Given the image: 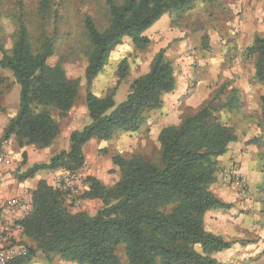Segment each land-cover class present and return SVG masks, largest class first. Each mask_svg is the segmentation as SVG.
Masks as SVG:
<instances>
[{"label": "trees", "instance_id": "1", "mask_svg": "<svg viewBox=\"0 0 264 264\" xmlns=\"http://www.w3.org/2000/svg\"><path fill=\"white\" fill-rule=\"evenodd\" d=\"M199 1L207 0H103L107 12L104 28L85 17L83 80L89 123L70 134L67 151L30 166L17 179L25 181L39 171L76 174L85 165L83 148L90 140L108 142L119 134L136 132L148 113L160 110L177 82L165 48L154 55L148 72L131 82L121 103L114 102V93L127 75L126 60L120 62L116 84L107 94L96 96L90 88L118 45L130 41L139 50L148 48L147 29L165 14L179 21ZM49 2L42 0V15ZM0 53V68L9 71L19 86L18 109L4 128L0 145L14 138L20 148L50 147L60 135L53 114L58 119L68 115L79 95L80 80L70 78L61 62L48 63L56 53L54 40L41 35L34 48L22 21L9 50L0 39ZM244 54L246 61L253 60L251 83L264 84V34L255 35ZM240 93L225 82L178 125L162 128L156 161L137 155L113 156L119 176L112 186L85 177L82 199L101 203L94 215L71 211L60 192L40 181L24 221L29 254L10 264H30L37 252L47 259L57 257L76 264H219L214 256L229 250L232 242L206 231L204 218L209 211L229 208L211 187L234 163L227 168L220 163L238 139L220 113L242 107ZM222 94L224 100L219 99ZM4 112L0 104V114ZM260 120L264 126V96L260 97ZM22 155L25 159V153ZM120 247L124 262L118 256Z\"/></svg>", "mask_w": 264, "mask_h": 264}, {"label": "rangeland", "instance_id": "2", "mask_svg": "<svg viewBox=\"0 0 264 264\" xmlns=\"http://www.w3.org/2000/svg\"><path fill=\"white\" fill-rule=\"evenodd\" d=\"M253 1V0H248ZM257 8L264 11V0H256ZM42 0H0V39L3 47L9 50L12 46L15 31L19 21L24 22L33 47H37L41 35L50 37L56 45L55 56L49 59L48 63L54 65L61 62L66 74L72 79L80 80L79 95L74 104L77 103L78 110L85 101V82L84 71L86 67V59L83 57L85 48V31L84 19L90 17L93 19L98 28H104L107 21V12L103 0H51L46 12L41 14ZM222 0L199 1L195 4L193 10L182 15L177 21L172 14L163 15L144 35L150 39V46L144 50H139L130 41H124L118 45L110 54L103 70L94 79L90 91L96 96H103L115 86L117 81L118 66L122 60L127 62V75L123 79L114 93V102L116 104L124 101L131 82L149 70L152 58L159 51V42L163 43L164 38L160 34L166 32H180L182 38L171 39L166 49V56L173 64L183 66L188 60L187 56H192L188 68H191V74L199 77L198 81L203 82L205 75L203 73L208 63L202 54V51L211 49L209 53L213 57L209 60L218 61L221 59V49L225 46V50L231 51V60H234L233 53L238 55L235 48L237 34L234 29L226 30L229 25L226 14L222 13ZM166 26L160 32L153 33L158 29L160 23ZM252 30L254 25L250 23ZM236 29V28H235ZM264 30V18H263ZM255 32V35H262L264 31ZM206 37V38H204ZM253 38V36H251ZM159 41V42H158ZM250 41V37L249 40ZM165 44V42L163 43ZM213 44V47H211ZM167 45V44H166ZM243 50V48H241ZM197 53L194 56L193 53ZM214 52V54H213ZM202 58H201V57ZM1 58V53H0ZM228 60V59H227ZM215 63L210 66L208 71L218 69L221 73L222 80L224 69L233 68L228 61ZM235 61V60H234ZM179 63V64H178ZM176 65V66H177ZM244 69L252 68L253 60H247L243 63ZM177 66V67H178ZM217 66V67H216ZM179 72L182 71L179 68ZM177 74V78L181 79V74ZM249 73V70H248ZM192 78V76H191ZM251 77L247 76L249 92H243L240 88V101L242 107L232 112L223 110L220 113L221 120L231 125L237 135V141L229 147L224 159L225 164L222 167L227 168L230 162L241 170L246 178V196L240 197L233 188L222 183L218 178L217 182L212 185L214 192L219 188H226L228 192L234 195H228L221 200L229 205V208L223 210L209 211L204 218V228L206 231L217 234L232 242L229 250L216 254L214 257L219 264H264V126L260 120V97L264 96V84L254 85L251 83ZM226 81V79H225ZM188 89L186 92L175 89L171 94L164 97V104L160 110L151 111L147 115L144 125L136 132L124 133L117 135L114 139L107 143L110 149L108 158L112 161L113 156L120 155L125 158L131 156H141L149 161H156L159 158L160 146L157 136L160 130L171 125H178L183 117L193 113L202 104L206 103L210 96H213L212 88L208 87L207 98L203 100L192 99L189 97L195 93L192 86H196L198 82H192L188 79ZM228 88L234 86L232 80H227ZM185 83L179 86L184 87ZM236 85V84H235ZM19 86L14 82L11 73L0 68V104L4 107L5 112L0 114L1 117L12 115L18 108ZM220 100L225 99V95L219 96ZM59 125L66 130L67 120L58 119L53 114ZM80 122L81 119H80ZM82 124V123H80ZM80 124L76 126H80ZM106 147V149H108ZM36 149V148H35ZM56 149V146L55 148ZM38 152L42 149H36ZM34 150V156L38 159L36 162L43 164L44 160H49L48 153L42 155ZM105 149H100L102 152ZM39 154V155H38ZM104 156V155H103ZM23 155H20L14 162L17 165L16 177L24 173L29 167L22 168L26 163ZM35 165V164H34ZM83 167L76 173L78 185L84 189V179L86 169ZM56 171H41L45 175L43 181H46L53 187V178ZM117 176L118 170H114L109 175ZM54 174L52 177L51 175ZM42 181V180H41ZM218 197V194L214 192ZM219 198V197H218ZM101 208L99 201H90L83 205L81 211H86L90 215H94ZM71 211H74L70 207ZM75 212V211H74ZM118 256L122 262L125 261L124 250L122 247L118 249ZM37 264H76L64 262L57 257L47 259L40 252H37L32 259Z\"/></svg>", "mask_w": 264, "mask_h": 264}, {"label": "crops", "instance_id": "3", "mask_svg": "<svg viewBox=\"0 0 264 264\" xmlns=\"http://www.w3.org/2000/svg\"><path fill=\"white\" fill-rule=\"evenodd\" d=\"M223 7H222V13L226 14L229 25L226 26V30L234 29V32L237 34L236 41H235V48L238 55H235L233 53L234 60H231V51L230 49L225 50V46L221 49V59L218 61H212L209 60L210 57L212 58L213 55L209 53L212 51L211 49H207L205 51H202L203 56L206 59V62L208 63L205 67H203L204 71V81L199 82L197 75L194 76L191 74V68H188L187 65L191 62L192 56H187L188 60L186 61L185 58H182L184 63L181 67L180 65L177 66L174 65L175 70V76H176V89L180 90L182 92H186L188 87L186 86L188 83V79L192 82H198L196 86H192L193 89H195V93L192 94L189 97V100L192 99H198L203 100L204 98L208 99V87L212 88L213 92L217 91V89L225 83L227 80H232L234 82V86L238 89L240 88L243 92L247 91L249 92L248 83L246 82L247 76L252 78L253 75V69L250 68L249 73L248 70L244 69L243 63L246 62L244 49L249 46L252 39L251 36L254 37L255 32L259 33V31L263 30V18H264V11L263 9L257 8L259 5L256 0L248 1V0H222ZM252 23L254 25V30H252V26L250 25ZM164 26H166V22L162 25H158V29L154 31L153 33H156L157 31L161 33V30L164 29ZM236 28V29H235ZM264 31V30H263ZM164 38V42L160 43L159 41V50L162 48H166L168 46V43L171 39L176 38H182L180 36V32H166L165 34H160ZM250 37V41L249 40ZM167 44V45H166ZM213 47V44L212 46ZM243 48V50L241 49ZM214 54V52H213ZM194 56H197V53H193ZM201 57V56H200ZM202 58V57H201ZM228 59V60H227ZM225 60L228 61L230 64V60L232 62L230 66L233 67L231 69H224L222 80L220 79L221 73L218 69H212L211 71H208L210 66L215 65V63H219V61L225 62ZM179 64V63H178ZM217 67V66H216ZM179 68L183 72L182 75H180L182 78H177V74H179ZM180 73V74H181ZM192 76V78H191ZM226 79V81H225ZM185 83L184 87L179 86L180 84ZM236 84V85H235ZM213 93V96H214ZM250 93V92H249ZM212 95L210 96V98ZM209 98V99H210ZM18 109V108H17ZM17 110L12 115H6V117L0 118V138L2 137L3 130L6 127L8 121L16 114ZM80 119L82 122H80ZM65 120V119H64ZM66 122H67V128L66 130L63 129L60 125V135L57 138V140L48 148L42 149L41 151H37L34 146H24L22 148L18 147L16 144V140L12 138L8 142H5L0 145V152L5 153L9 159L11 160V165L9 167H0V198H13L17 197L21 193V189L28 188L31 192H33L37 186V184L45 178V175L40 173H36L32 178H29L25 181H19L15 175H17V165L14 163L20 155L25 153L27 156L26 163L22 165V168L30 167L34 164H39L40 162H36L38 157L34 156V150L37 151V153L46 155L48 153L49 159L61 152V151H67L69 147V136L73 131L80 130L84 126H86L89 123L88 119V113L86 109L85 101L80 106V110H78L77 103L74 104L68 115L66 116ZM82 123V124H80ZM80 124V126H76ZM110 142V141H108ZM108 142H101L97 141L96 139L90 140L83 148V153L85 157V165L84 170L86 171V176H92L97 178L101 183H103L105 186H112L117 181V176H115V173L113 175H109L111 170H114V166L112 164V161L108 158V155H110V149L107 146ZM56 149H53L55 148ZM106 147L108 149H106ZM105 149L102 152H99L100 149ZM230 151L228 152V154ZM38 154V155H39ZM104 155V156H103ZM228 158V157H227ZM226 158V159H227ZM226 159L224 157L220 158V163L223 165L225 164ZM48 162V160H44V163ZM60 172H56L58 174ZM54 174L51 175V177ZM226 184H224L225 186ZM216 188H219L218 190H215L214 192L218 194V197L220 199L227 197L229 194L234 195L232 192H228L226 188H220L219 186H216ZM94 201V200H85V204H88V202ZM96 201V200H95ZM26 244H29L28 239L26 238ZM31 261L30 264H37Z\"/></svg>", "mask_w": 264, "mask_h": 264}, {"label": "built area", "instance_id": "4", "mask_svg": "<svg viewBox=\"0 0 264 264\" xmlns=\"http://www.w3.org/2000/svg\"><path fill=\"white\" fill-rule=\"evenodd\" d=\"M11 160L0 152V167H9ZM222 183L231 186L240 197L246 196V178L231 164L220 176ZM53 188L60 192L67 204L80 211L83 205V189L76 174L60 172L53 178ZM32 209V192L28 188L13 198H0V264H10L28 256L24 221Z\"/></svg>", "mask_w": 264, "mask_h": 264}]
</instances>
